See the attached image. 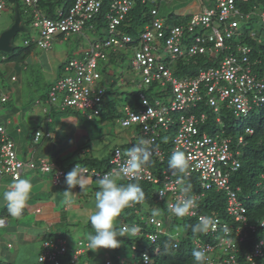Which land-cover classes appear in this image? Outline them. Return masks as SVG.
<instances>
[{"label": "built area", "instance_id": "1", "mask_svg": "<svg viewBox=\"0 0 264 264\" xmlns=\"http://www.w3.org/2000/svg\"><path fill=\"white\" fill-rule=\"evenodd\" d=\"M10 2L11 0H0V12L6 9ZM22 2L31 12L33 28L40 34L39 39L36 40L37 45L45 50L51 49L54 40L59 36L67 39L71 35L81 34L88 22L102 13L107 4L108 38L92 44L81 60L69 61L66 70L73 72V75L61 78L54 84L47 102L56 105L61 99L63 108L73 107L84 113L90 112V118L99 116L105 102L106 89L99 85L102 75L98 71V66L100 60L108 59L105 50L132 53V66L143 75V81L137 85L138 91L145 90L155 81L163 87L170 84L173 93L171 102L163 105L161 100H156L152 103L145 92H140L143 108L133 110L125 107L126 116L120 119V124L123 127L140 126L146 139H149L155 148L152 156L154 158H161L164 155L163 148L159 144L163 134L160 127L167 132L176 126L173 150L185 153L189 161L185 176L195 177L192 185L186 187L180 179H173L172 174L166 172H163L162 179H159L146 166L138 177L125 179L152 183L163 181L165 186L160 191L163 196L159 193V199L169 196V203H175L181 196L194 195L198 207L189 217L199 218L203 215L198 214V211L206 193L212 190L226 191L228 195L226 214L229 216V221L219 215H212L217 221V227L215 231L210 230L208 233L216 234L218 241L216 245L201 246L198 243V248L202 247L209 253L206 255L207 264H238L235 255L238 252L236 242H244L247 236L259 232V228L264 229V219L258 220L259 227L252 223L246 207L237 200L236 192L232 190L231 177L242 166L240 151L232 147L234 140L230 137H222L221 134L210 135L203 131L201 126L207 123L208 115L205 112H195L199 105L204 104L213 109L216 121L220 126H224L220 119L221 104L232 109L236 117L243 118H246L255 107H264V72L259 74L254 71L249 58L251 48L239 46L234 51L229 45L237 34L240 20L249 17L238 8L236 0H217L214 8H206L193 15L187 23L176 24L173 27L166 25L164 19L158 16V10L152 8V20L143 28L138 40L121 28L134 8L136 0H76L66 13L59 11L57 19L47 18L41 12L40 0H22ZM145 2L142 0V3ZM260 20L264 27V5ZM186 35L192 36L194 40L191 46L184 50L181 45ZM162 41L169 52L168 62L167 59L159 60L155 55L158 44ZM199 55H206L215 65L200 69L193 77L179 79L174 76L171 67L173 62L180 59L188 60ZM7 101V95L0 93V103ZM173 114L178 115L177 120L173 119ZM246 132L253 134L254 131L248 127ZM41 136V132H36L35 140H39ZM236 142L244 145V135H239ZM124 153L120 148L116 149L110 162L111 169L107 172L81 165H75L74 168L78 166V174L81 176L98 178L113 169H118L126 159ZM27 171L51 174L54 186H61L67 175V171L55 162L45 159L22 161L18 157L14 139L8 135L5 125L0 124V182L7 176L13 180L21 178ZM198 186L199 191L196 190ZM257 187L259 190L264 187V173ZM185 188L189 190L187 193L183 192ZM146 223L156 227V233L147 235L150 243L155 244L157 234L162 231L161 222L156 219V223H153L150 216L146 218ZM5 224V220L0 219V227ZM255 242L254 249L248 256L249 264H258L259 258L264 257V235ZM43 247L46 250L42 252L40 261L45 264H60L59 256L68 251L67 243L63 239H58L57 242H44ZM216 251L220 254L218 258L211 254ZM83 252L84 250H78L74 259L76 260ZM145 254L152 263L150 253L143 251L141 253L143 264H145ZM106 264H113V261L109 260Z\"/></svg>", "mask_w": 264, "mask_h": 264}, {"label": "rangeland", "instance_id": "2", "mask_svg": "<svg viewBox=\"0 0 264 264\" xmlns=\"http://www.w3.org/2000/svg\"><path fill=\"white\" fill-rule=\"evenodd\" d=\"M166 1L167 0H147V8L151 9L153 7H156L159 9V11L162 10V13L160 12V15H164L166 17L164 20L166 22V25H168L169 27H173L177 24L178 20L166 16L167 14L164 12L165 7L167 6L165 4ZM175 1L177 2H175L176 6L178 8H181L186 4V2H190L192 0ZM212 3L214 4L212 5ZM212 3L211 0L210 2L206 0H199L198 5L200 10H202L204 5L215 7V1ZM200 4L202 5V7ZM262 9L263 4L258 6V8L255 10V13L252 15L255 21L240 20L241 25H244L246 29H249L253 32H261L262 26L261 23L257 21V19H259L260 21V13L262 12ZM16 15V12L11 8H6L5 10L0 12V35L13 26ZM29 15L31 16V19L26 14L23 15L22 26L25 28V30L19 32L15 37V44L17 46H24V41L26 38L28 40H33L38 37V32H36L32 26L33 18L30 10ZM185 23L187 22L182 21L181 24ZM216 25L219 27L217 23ZM105 29L106 27H101V29H99L97 32H93L89 27H87L82 34L71 35L66 40L57 38L53 43L52 49L49 51H43L37 47V49L35 50L36 60H34L33 57L29 58L26 63L20 65L21 71L19 73L13 72L12 75L18 77V81L13 82V85L10 83L11 74L5 67L7 64H0V84L5 87V91H11L12 93L14 92L11 102L7 103L5 105V108L2 107V109H0L2 113H7L9 115L11 126L8 127L9 125L4 122L5 120L4 118H2L1 112L0 123L7 125L9 134L15 140L16 149L17 147L18 149H20L18 157L22 161H41L42 159H45L49 162L55 161L61 167L66 168L68 173L72 171V168L70 169V167H72L75 162H78L79 159L85 160L89 158L96 161L99 159H108L109 155L115 150L116 147H122V149L126 148L127 150L128 143H130V141H134V143H136L140 138H142L140 136V132L137 130V126L133 125L131 127H123L120 124V118L103 119V117L100 116H93L92 118H90V112L84 113L82 110H77L75 108H63L61 105L52 107L53 105H50L47 102L51 87L62 77L72 75V72L65 71L68 62L71 59L81 60L82 58H84L86 51L89 50L90 41H100L99 39L101 38V35L104 33ZM237 39L239 38L237 37L236 40ZM259 40L261 42L264 41V33H262ZM190 42L191 41L189 36L186 35L185 41L181 45L182 48L186 50ZM109 52H111V55L113 53V55L115 56V58H113L112 64H109V61H99V70L103 75L101 86L106 89L115 91L114 93L109 92L105 100L106 102L111 101V103H114L110 107L111 110H116V113L118 115V111H124V98L128 95H124V93H134L135 91H137V85L141 81H143V75L135 70L132 66V54L129 53L128 56L125 55L127 56V58H120V55L118 53H115L112 50H105V53L107 55L109 54ZM155 55L161 61H166V59L169 57V52L165 47L164 41L158 44ZM2 56L3 54L0 53V59L2 58ZM106 66H109L110 70L113 71L116 75L115 78H117V85L113 86V82H111L112 78L108 79L107 76L105 78V74L102 73L103 69H105ZM174 76L179 79H184L185 77H187L186 75ZM143 91L147 93V96L152 103H154L156 100H161L163 105H165L167 104L166 102H171L173 97L170 84H167L164 87L161 85L152 87V85H150ZM59 97H61V95H59ZM38 101L39 103L37 104ZM59 104H61V99L59 100ZM135 107L136 109L134 110L143 108L142 104L139 102L136 103ZM219 108L220 115L222 114L220 117L224 119L226 118L225 121L228 120L232 122L239 119V117H236L232 113V109H228L222 104L219 106ZM211 110L213 112V109ZM262 114H264L263 108L256 107L252 115L261 117ZM246 119L247 118L239 119L238 121L242 120L240 122V125L247 124L248 122H254L253 120H249V118L247 120ZM19 128L24 132L22 136L18 132ZM160 129L163 135L165 134L164 139L169 140L170 137L172 138L174 129L171 128V132H165L162 127H160ZM48 130H51L53 134L52 139L46 136ZM84 130L87 131L88 137H82L81 139L78 138L77 141L76 138L79 136L80 132H83ZM37 131L41 132L42 136L39 138V140L36 141L35 134ZM22 138L23 142L21 141ZM54 146H56V148H54ZM79 148H84L88 152L77 153ZM123 150L124 152L126 151L125 149ZM79 164L83 166L85 165L84 162H81ZM257 171V181H261L264 169H262L259 165ZM24 174L25 175L23 176V178H27L30 181H32L35 176L43 186L44 184H46L45 182L49 183V186L47 185L48 189L46 190L50 191L51 193L53 192L52 194L56 195L55 197L53 196L54 199H52V204L54 205L53 210H55L54 213L55 215L59 213L61 216L64 211L63 207H58V203L65 196L64 192L68 190L66 178L64 179L63 187L53 188L51 187L52 185L50 183L51 177L47 174L36 173L34 171H27ZM77 179L83 184L93 181L90 179V177L85 178L81 175H78ZM192 181L193 180L188 179L186 180V183H191ZM93 185L97 186L96 180L93 181ZM38 190L39 189L33 185L32 193L36 194L38 193ZM70 191L72 193V195L70 196L71 203L69 204V209L67 210L68 212L64 214L63 223H60L56 228L52 226L49 230L52 229L51 233L66 232V239L69 246L71 248H76L77 243L80 240L89 242V235H93V231L88 230L85 225H87L89 221L88 217L90 215V210L94 208L95 199H93L92 201L90 200V197L87 196H84L82 198L83 193H80L75 187ZM91 191L92 188H86V193L89 194V192ZM75 194L78 197L77 199ZM57 195H59V198ZM256 196L258 200L262 199V197L264 196V187L261 188V193L256 194ZM206 198L207 197L203 198L202 205L205 204ZM37 199V204L39 206H41L42 208L46 207L45 196L39 194ZM79 200H82V204L86 202L85 205L87 206L83 207V205V208L81 209H79V206L74 207V204L76 203L79 205ZM46 210L47 208L45 209V211ZM205 214L213 215L206 212ZM124 215L126 217V214L123 213L122 217L119 218L120 222H118L116 226H120V224H122L124 220L123 218H125ZM11 218L13 221L11 225L12 227H16V224L19 221L20 223L24 224L34 220V224L37 223L35 217L28 213ZM59 222V219L55 220L56 224H58ZM38 225L41 226V224ZM145 229L154 230L155 228L150 226V228ZM175 230V233H173L171 237L179 241L185 235L184 228L183 226H179ZM0 232L5 235L0 236V238L6 237V235H12L10 231L9 233H6L5 231ZM10 239L15 240L14 237H10ZM118 240L121 242V246L115 249L101 248L98 251L89 249L90 257H88V260H90V264H102L106 259L112 260L113 264H120L119 262L121 261L118 259L119 256H121L125 262L130 261L132 264L135 263V261L138 260L140 250H144L143 246H139V251H133L130 246L131 244L128 241H125L122 238H118ZM5 245H7V241L5 242ZM22 254L23 251L17 258H14L12 254H10L11 256L9 255L10 257L0 256V260L12 264H25L27 261L32 264H38V258H36L33 262L30 260V257H28V254L26 256V260H24L25 263H23L21 260ZM212 255L216 258L220 256V254L217 253H212Z\"/></svg>", "mask_w": 264, "mask_h": 264}, {"label": "trees", "instance_id": "3", "mask_svg": "<svg viewBox=\"0 0 264 264\" xmlns=\"http://www.w3.org/2000/svg\"><path fill=\"white\" fill-rule=\"evenodd\" d=\"M75 1L76 0H40L39 9L47 18L57 19L59 18V15H58L59 11L66 13L75 3ZM236 4L238 8H240L244 12L245 15L249 16L248 18H243V20L255 21L252 15L255 13V10L258 8V6H260L261 4L264 5V0H236ZM7 8H11L16 12V14L17 13L20 14L21 25H22L23 15L26 14L31 19V16L29 15V10L27 9V7H24L22 0H11ZM104 8L105 9L102 11V13L98 14L96 17L90 20L86 26V28L87 27L90 28V26H92L90 29L93 32H97L99 29H101V27L102 28L106 27V29L104 30V33L101 35V38L99 39L100 41L108 38V30H107L108 23L106 20V11L108 9L107 4L104 6ZM210 8H214V7H210ZM151 9L147 8L146 2L142 3V0H136V4L134 8L131 10L123 26L121 27L122 30L125 32H128L135 39L138 40V37L140 33L142 32L143 28L147 24H149L152 20ZM171 17L174 19L173 16ZM175 19L178 20V18H175ZM257 21L261 23V26H262L261 32L259 33L253 32L249 29H246L244 25L240 24V27L237 31L236 36L230 42L229 45L232 46L234 51L239 46H247L251 48V53L249 55L251 64L254 68V71L260 74L264 72V41L261 42L259 39L262 33H264V27H263L261 20L259 21V19H257ZM181 23H182L181 20L177 21V24H181ZM39 37H40V34L38 32V37L36 39L28 40L26 38L24 41V46H17L15 44L16 38H14L11 42V45L13 46V51L11 53L0 52L3 54L2 58L0 59V64L15 63L20 66L26 63V61L30 58V55L35 52L37 47L45 51V49H42L37 45L36 40H38ZM237 37L239 39L236 40ZM57 38L65 39L63 36H59ZM189 38L191 41L189 46H191L194 38H192V36H189ZM96 42L98 41L97 40L90 41L89 48L92 46V44ZM51 49H48L47 51ZM116 53L122 56L123 55L128 56L130 52L119 51ZM127 56H125V58H127ZM113 58H115V56L113 55V53L111 55V52H109L108 59L101 60V61H107V62L109 61V64H112ZM208 58L209 57H207L206 55H199V56H195L194 58H190L188 60L180 59V60L173 62L171 64V67L173 68L174 75H179V76L186 75L187 77L185 78H189V77H193L194 75H196L200 69L207 68V66L210 67V66L215 65V63L209 61ZM168 61L169 60L167 59V62ZM98 69H99V66H98ZM65 71L70 72V71H67L66 68H65ZM98 71L100 72V70ZM102 73L105 74V78L106 76L108 77V79L112 78L111 82H113L112 84L113 86L118 84L117 78H115L116 75L114 74L113 71L110 70L109 66L108 67L106 66V68L103 69ZM72 75H73V72H72ZM102 80H103V75H102L101 81L99 82L100 86H101ZM151 85L152 87H155L158 85V82L155 81ZM2 91H5V87L0 84L1 94H3ZM109 92L114 93L115 91L106 89L105 99L108 96ZM140 92H144V91L137 90L134 93H124V95L128 94L124 98V102H125L124 111H121V112L118 111L119 113L118 115L116 113L117 112L116 110L115 111L111 110L110 106L114 103H111V101L106 102L105 100V102L103 103L101 107V112L99 116L103 117V119H117V118L121 119L125 117L126 116L125 107H130L134 110L136 109L135 107L136 103L137 102L141 103ZM145 94L147 95L146 92ZM58 105H61L59 104V101L56 103V105H53L52 107L58 106ZM69 108H73V107H69ZM262 108H263V113H264V107ZM211 109L212 108L206 107L204 104L199 105L198 108L195 109V112L197 113L205 112L208 115V121L205 125L201 126V129L203 131L208 132L211 135L221 134L222 137H230L231 139L234 140L232 147L235 150L240 151L239 158L241 160L242 166L231 177L232 190L236 192L237 200L243 206L246 207L249 220L252 223L257 224V226L259 227L258 220L261 221L262 219H264V196L262 197L261 200H258L256 196V194L261 193V190H259L257 187V183L259 182L257 181L258 180L257 168L260 165L261 168L264 169V114H262L261 117L254 116L252 115L254 111L253 109L246 118L247 119L249 118V120L251 121L253 120L254 122H251V123L248 122L247 124H244V125H240V122L242 120L238 121L239 119H242L243 117H239L238 120H235L232 122L228 120L225 121L226 118L224 119L220 117L221 122H223L224 126H219V123L216 121V114H214V112H212ZM177 117H178L177 114H173L174 120H177ZM134 126H137V130L140 132V136L146 139V137L144 136L142 132V128L138 125H134ZM5 127L7 130V125H5ZM248 127L249 128L251 127L253 129L254 131L253 134H248L246 132V129ZM172 129H174L173 131L174 132L173 136H174L177 131V128L176 126H173ZM7 133L10 136L8 130H7ZM239 135H244V139H245L244 145H240L238 144V142H236L237 137ZM162 138L163 139H159V144L163 148V152H164L163 157L161 158L151 157L150 162L147 166L152 170L154 175L159 179H162L163 172H166L167 174H170V175L172 174L173 179H180L183 185H185L186 187L188 185V187H190V185H192V182L185 184L183 180L185 179V182H186V180L188 179L194 180L195 177L191 176L190 178H188L187 176H185V173H177L176 175H173V170L169 169L168 167V160L170 159L171 153L174 151L173 144H172V138L170 137L169 140L164 139L165 134L164 135L162 134ZM133 144H135L134 141H130V143H128L127 149H129ZM118 148H120L123 152H124L123 149L126 150V148L122 149V147H116L115 150L109 155L108 159H99L97 161L94 159L91 160L89 158L85 160L79 159V161L75 162L72 165V167H70V169L71 168L73 169V167L77 163L84 162L85 163L84 167L96 168L102 172H107L111 168L110 162L114 156L116 149ZM82 151L83 149L79 148L77 153H80ZM36 173H41V172H36ZM24 175L25 174H23V176ZM47 175L51 177V183H52V175L51 174H47ZM23 176L21 178H23ZM6 178L11 179L12 182L14 181L12 178L8 176ZM96 179L97 178H92L93 181ZM93 181L86 182L83 184L84 185L83 192L79 185L75 187L80 193H83L82 198L84 196H87V197H90V200H92L91 197L95 199V192L98 190V187L93 185ZM120 182L125 183V184L129 182L139 183V185L142 187V189L145 192V199L142 203L132 204L130 207L126 208L123 212L124 214H126V217L124 215L125 218H123L124 219L123 222L124 223L126 222L125 224H127L128 226H133V225L139 226L141 229L140 233L133 239L128 236L118 237V238H122L125 241H128L131 244L130 246L133 251H139V246H143L144 250L142 251L140 250L138 260L135 261V263L133 264H143L142 259H141V253L143 251H147L150 253V256L152 258L151 264H195V261L192 257V252L194 249H202V247L198 248V243H200L201 246L216 245V242L218 241L216 234L207 233V234L193 235L192 230H191L192 225L198 221V217L179 218L168 212L167 204L169 203V196H165L164 199L162 200L159 199V193L161 190L164 189V186H165L163 181H160L159 183H152V182L138 181V180L128 181L125 178H122ZM55 187L57 188L63 187V183L61 186H55ZM89 187L92 188V191L89 192L88 194L86 193V188L88 189ZM237 188H239V190H237ZM207 195L208 196H206L207 198H206L205 204L202 205L201 203V207H202L201 210H203L201 212L210 213V214H213L214 216L219 215L224 220L229 221V216L226 214L227 213L226 208L228 206V195L226 191L212 190ZM80 201L82 202V200ZM154 208L161 210L160 211L161 214L158 217H156V219L159 220V222H161L162 231L159 234H157L158 238H157L156 243L152 244L150 243V240L147 238V235L149 233L150 234L156 233V227L155 225L146 223V218L151 216V211ZM5 211H7V208H5ZM25 214H27V212L24 210L22 215H25ZM1 216L2 215L0 214V218ZM209 216H212V215H209ZM123 222L122 224H120V226H117V227L118 228L123 227V224H124ZM85 226L88 230L93 231V235L95 234L90 221H88L87 225ZM150 226H152L155 229L154 230L145 229V228H150ZM179 226H183L185 235L183 236L181 240L177 241L176 239H173L171 235L175 233L176 231L175 229ZM258 230L259 232L250 234L249 236H247L244 242H239V241L236 242L237 247H238V252L235 255L237 256L238 264H249L248 256L254 249V244L256 243L255 241L258 240L264 233V229L259 228ZM46 238L49 239L47 242L49 241L57 242L58 239H63L67 241L66 232L48 233L46 235ZM165 241H170L173 244V248L171 249V254H166L165 252H163V249L161 246L163 242ZM8 246H9V249H11L12 244H9ZM67 248H68V251L65 254L59 256L60 264H90V260H88L89 259L88 257H90L89 256L90 248L88 247V241L80 240L77 243L76 248H71L67 241ZM45 250L46 249L42 247L40 252L37 254L36 258H38V264H45L44 262L40 261L42 252H44ZM78 250H84V252L81 255H79L77 259L75 260L74 257ZM217 251L215 253H217ZM208 254L209 253L206 252V255ZM118 259L121 261L119 262L120 264L130 262V261L125 262L121 256H119ZM109 260L110 259H106L102 264H106L107 261ZM0 264H12V263L3 262L0 260ZM258 264H264V257L259 258Z\"/></svg>", "mask_w": 264, "mask_h": 264}, {"label": "clouds", "instance_id": "4", "mask_svg": "<svg viewBox=\"0 0 264 264\" xmlns=\"http://www.w3.org/2000/svg\"><path fill=\"white\" fill-rule=\"evenodd\" d=\"M15 80L16 78L13 77L12 81ZM3 94L7 95L9 100L10 95L6 93ZM154 152L155 148L152 145V142L149 139L140 138L135 144L125 151L124 155L126 159L118 169H113L111 172L105 173L96 179L98 190L95 192L94 208L90 210V215L88 217V220L95 232L94 235L90 234L88 238V247L91 250L98 251L101 248H118L121 246V242L117 239L118 237L128 236L133 239L140 233L141 229L136 225L128 226L125 224L123 227L119 228L116 226L117 223L120 222L119 218L122 217V213L126 208L130 207L132 204L142 203L145 199V192L139 183L129 182L125 184L120 181L122 178L138 177L145 166L148 167L147 165L150 162V158L154 155ZM55 163L58 164L57 162ZM76 165L81 164L77 163ZM168 167L173 170V175H176L177 173H185L189 168V161L186 158L185 153L180 150L173 151L170 159L168 160ZM78 171V166L75 168L73 167L72 171L68 172L66 175L68 190L64 192L65 205L71 203L70 196L72 193L70 190L72 188L79 185L82 191L84 190L83 183L77 179V176L79 175ZM90 179L92 180L91 177ZM183 181L187 184L185 179ZM32 190L33 185L29 179L16 178L10 185L0 192V201H2L6 206L7 212L10 216L18 217L23 214L28 201L31 198ZM196 190L199 191L200 187L198 186ZM188 191V188L183 189L184 193H187ZM208 193H206V196ZM160 195L163 196V193H160ZM201 203L202 201L199 204L198 214L203 215L199 216L198 221L192 225L191 230L193 235L207 234L210 230L215 231L217 227V221L212 216L201 212ZM197 207L198 201L194 195L181 196L176 199L175 203L167 204L168 212L179 218L189 217V215L194 213V210ZM160 214L159 209H152L151 220L153 223H156V217ZM225 231H227V229H225ZM161 247L163 252L171 254L173 244L170 241H165ZM192 257L195 264H206L207 262L205 249H194ZM144 260L145 264H151V260L147 254H145Z\"/></svg>", "mask_w": 264, "mask_h": 264}, {"label": "crops", "instance_id": "5", "mask_svg": "<svg viewBox=\"0 0 264 264\" xmlns=\"http://www.w3.org/2000/svg\"><path fill=\"white\" fill-rule=\"evenodd\" d=\"M145 1H147V0H145ZM206 1L210 2V0H206ZM214 1L216 3V0H211V3ZM175 2H176L175 0H167L165 3L167 6L165 7L164 12L167 14L166 16H169L170 18H172L171 16H173L174 18H178V20L183 19L181 21H185V22H188L192 18L193 15L202 12L206 8H210V6L204 5L202 10H200L199 5H198L199 0H192L190 2H186V4L181 8H178L176 6ZM213 4L214 3H212V5ZM201 7H202V5H201ZM153 8H156V7H153ZM156 9L158 10V16L165 20L166 17L164 15L163 16L160 15L162 13V10L159 11L158 8H156ZM35 55H36L35 52L32 53L30 55V58L33 57L34 60H36ZM120 58H125V56L120 55ZM5 64H7V63H5ZM5 67L11 74L10 83L13 85V82L18 81V77L13 76L12 74H13V72L19 73L21 71V68L19 65L15 64V63L7 64ZM13 77L16 78L15 81H12ZM2 92L10 95V98H9L7 103L11 102V100L13 99V93L14 92L13 93L11 91H2ZM7 103L0 104V109H2V107L5 108V105ZM38 103H39V101L37 102V104ZM1 115H2V118H4V120H5L4 122H6V124L9 125L8 127H10L11 121L9 119V115L7 113H2V112H1ZM3 125H5V124H3ZM18 132L20 133L21 136L24 133L23 130L20 128L18 129ZM47 134H49L48 137L50 139H52L53 134H52L51 130H48ZM82 137H85V138L88 137L87 131H85V130L83 132L81 131L79 136L76 138V140L78 141V138L81 139ZM21 141L23 142V138L21 139ZM54 148H56V146H54ZM82 149H83L82 152H88L84 148H82ZM17 150L19 153L20 149H18V147H17ZM11 183H12L11 179L5 178L0 183V192H2ZM31 183H32V185L36 186L39 190L37 191L38 193H36V194L32 193L31 194V198L28 201V204L25 208V211L28 214L35 217V220L37 221L36 224H34V220L31 222L24 223V224L20 223V221H19L16 224L17 225L16 227H12L11 226L12 222H13L12 218H11L12 216H10L7 211H5L6 206L3 204L2 201H0V214L2 215L1 218L5 219V221H6L5 226L0 227V231H5L6 233H9V231H10V233L12 234V235H6V237L0 238V256L10 257L11 256L10 254H12V256L14 258L15 257L17 258L21 255V253L23 251V254L21 257V260L23 263H25L24 260H26L27 254H28V257H30L31 261H33V262L35 261L37 254L40 252L41 248L43 247V243L47 242L49 240L46 238V235L48 233H51L52 229L51 230H49V229L52 226L54 228H56L60 223H63L64 214L67 213L68 212L67 210L69 209V204L65 205V203H64V199H65V196H64L62 198V200H60V202L58 203V207H63L64 212L61 216L59 213H57V215H55V213H54L55 210H53L54 205L52 204L53 203L52 199H54L53 196L55 197L56 195L52 194L53 192L51 193L50 191L46 190V189H48L47 187L49 186V183L45 182L46 184H44V186H43L38 181V179H36L35 176H34V179L31 181ZM51 185H52L51 187L57 188L52 183H51ZM39 194L46 197V200H45L46 207L42 208L41 206H39L37 204V200H38L37 197L39 196ZM57 196L59 198V195H57ZM75 196L77 199L78 197L76 194H75ZM91 199L93 201L94 198H91ZM58 201H59V199H58ZM85 204H86V202H84V204H82V202L79 200V205L76 203V204H74V207L79 206V209H81V208L87 206ZM46 208H47V210L45 211ZM76 209H78V208H76ZM37 210H39L40 212L38 213ZM57 219L60 220V222L58 224L55 223V220H57ZM38 224H41V226H39ZM0 236H5V235L2 232H0ZM10 237H14L15 240H11ZM6 241H7V245H5ZM9 244H12L11 249H9V246H8ZM7 246H8V248H7ZM25 264H32V263H29V261H27Z\"/></svg>", "mask_w": 264, "mask_h": 264}, {"label": "water", "instance_id": "6", "mask_svg": "<svg viewBox=\"0 0 264 264\" xmlns=\"http://www.w3.org/2000/svg\"><path fill=\"white\" fill-rule=\"evenodd\" d=\"M24 30L25 28L21 26V16L17 13L13 26L0 35V52L11 53L13 51L12 40Z\"/></svg>", "mask_w": 264, "mask_h": 264}]
</instances>
